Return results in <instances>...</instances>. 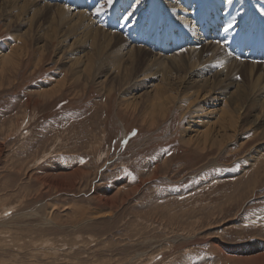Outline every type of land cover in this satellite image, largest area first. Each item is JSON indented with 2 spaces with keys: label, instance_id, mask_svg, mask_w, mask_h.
<instances>
[{
  "label": "rangeland",
  "instance_id": "1",
  "mask_svg": "<svg viewBox=\"0 0 264 264\" xmlns=\"http://www.w3.org/2000/svg\"><path fill=\"white\" fill-rule=\"evenodd\" d=\"M145 4L141 14L161 13L162 54L195 46L161 23V3ZM7 10L1 3L0 264H264L252 259L264 255V165L246 157L259 131L243 124L238 140L190 147L183 131L202 99L164 115L131 103L149 85L175 87L169 67L141 60L119 73L111 58L98 67L89 42L59 44L57 18ZM224 83L213 89L223 102L235 98ZM261 105L253 100L248 116L264 123Z\"/></svg>",
  "mask_w": 264,
  "mask_h": 264
},
{
  "label": "bare ground",
  "instance_id": "2",
  "mask_svg": "<svg viewBox=\"0 0 264 264\" xmlns=\"http://www.w3.org/2000/svg\"><path fill=\"white\" fill-rule=\"evenodd\" d=\"M0 2L5 4V10L9 9L7 13L13 8L22 11L24 16L37 12L36 15L39 16L52 15L53 18H57L61 28L59 44H63L71 37H75L78 43L89 42L88 44L94 47L97 54L98 67L109 64L108 58L113 60L114 67L119 69V73L121 70H125L126 73L129 65L141 60L169 67V76L171 73L176 74V78H173L177 79V85L166 86L164 81L159 87L158 84L157 87L149 85L141 95L131 99V103L135 105L134 110L141 105L140 102H136L139 100L143 104L149 103L150 107L158 106V109L160 107L159 111L164 115L170 104H179L184 108L186 102H190L186 97L192 95L197 100L202 99L200 101L205 102L204 108L199 109L205 111L199 110L198 107L192 110L191 105L190 108L186 106L189 108L192 120L183 131L187 138L184 144L205 152L206 145L213 147L222 143L220 138L230 136L231 141L238 140L242 134V125L249 124L251 130L259 131L263 141L250 149L246 156L247 161L259 166L264 165V123H259L258 117L252 119L253 116H248L250 109L248 106L253 100L261 102V108L264 109V92H261L264 89V64L237 61L235 56L226 51L227 43L225 45L215 38L212 31V24L219 26L223 22L227 23L226 26L233 23L232 28L259 21L264 23V0H232L231 4L227 0H156L157 5L161 3L166 9L167 19L164 18L161 23L173 21L185 35L183 43L190 41L195 43V46L185 49L177 43L171 55L170 52L167 55L162 54L161 48L156 44L159 41V24H157L161 14L159 9L149 7L145 15L141 14L147 5L145 0L138 2L115 0L112 7L106 8L101 14L95 13L97 0H80V6L75 3L65 6L57 3L56 0L52 3L47 0H0ZM131 4V8L125 13ZM124 13L125 15L122 16ZM149 15L152 17L149 18ZM205 17H208V25L212 31L208 38L204 37L198 26L199 21L204 20ZM102 20L104 25L101 26L99 24ZM5 60L3 59L2 63L4 66ZM222 81L225 82L223 84L225 87L235 88L234 99L223 102L215 97L213 89ZM104 83L101 84L107 86V83ZM60 87L53 89L50 94L44 92L41 95L50 98L59 92ZM44 96L41 98L45 99ZM205 104H215L216 108L207 109L208 106ZM133 112L131 116L135 117ZM226 130L230 133L222 134ZM222 251L226 254L234 250L224 247ZM239 252L249 253L252 257L258 254L244 249ZM257 258L263 259L264 255L252 259Z\"/></svg>",
  "mask_w": 264,
  "mask_h": 264
},
{
  "label": "snow or ice",
  "instance_id": "3",
  "mask_svg": "<svg viewBox=\"0 0 264 264\" xmlns=\"http://www.w3.org/2000/svg\"><path fill=\"white\" fill-rule=\"evenodd\" d=\"M138 2V0H137ZM229 4H231L232 0H227ZM115 3V0H103V2H100L98 0L97 4L95 5V13L96 14H101L106 11V8H111L112 5ZM129 16L131 13L128 14ZM233 27V23H229L226 27H224V31L227 32L229 29Z\"/></svg>",
  "mask_w": 264,
  "mask_h": 264
}]
</instances>
